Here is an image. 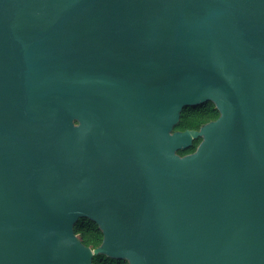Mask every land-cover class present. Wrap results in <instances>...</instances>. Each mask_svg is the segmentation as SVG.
Segmentation results:
<instances>
[{"label": "water", "instance_id": "water-1", "mask_svg": "<svg viewBox=\"0 0 264 264\" xmlns=\"http://www.w3.org/2000/svg\"><path fill=\"white\" fill-rule=\"evenodd\" d=\"M99 255L264 264V0H0V264Z\"/></svg>", "mask_w": 264, "mask_h": 264}, {"label": "trees", "instance_id": "trees-1", "mask_svg": "<svg viewBox=\"0 0 264 264\" xmlns=\"http://www.w3.org/2000/svg\"><path fill=\"white\" fill-rule=\"evenodd\" d=\"M220 113L212 102L188 108L182 113L180 122L175 126V131H198L202 126L217 120ZM202 142V138L194 141L193 146L186 150L178 152L181 156L190 155L196 152L198 146ZM75 233L82 243L90 247L92 250L97 249L103 243V233L98 225L88 219H81L75 226ZM93 264H129L125 260H115L107 258L103 255L95 256Z\"/></svg>", "mask_w": 264, "mask_h": 264}]
</instances>
